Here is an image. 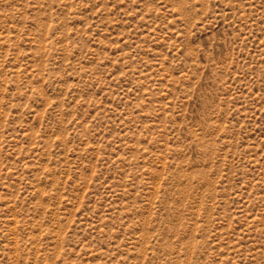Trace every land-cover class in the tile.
<instances>
[{
    "label": "rangeland",
    "instance_id": "374dc122",
    "mask_svg": "<svg viewBox=\"0 0 264 264\" xmlns=\"http://www.w3.org/2000/svg\"><path fill=\"white\" fill-rule=\"evenodd\" d=\"M0 264H264V0H0Z\"/></svg>",
    "mask_w": 264,
    "mask_h": 264
}]
</instances>
